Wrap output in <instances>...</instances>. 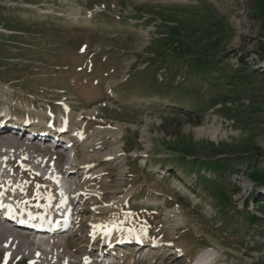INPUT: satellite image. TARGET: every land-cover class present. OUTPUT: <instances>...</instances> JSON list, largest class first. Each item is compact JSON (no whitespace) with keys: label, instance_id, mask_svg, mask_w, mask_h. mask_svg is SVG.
Segmentation results:
<instances>
[{"label":"rangeland","instance_id":"374dc122","mask_svg":"<svg viewBox=\"0 0 264 264\" xmlns=\"http://www.w3.org/2000/svg\"><path fill=\"white\" fill-rule=\"evenodd\" d=\"M263 26L264 0H0V110L11 115L0 132L10 149L0 148L2 192L28 207L61 203L50 181L60 183L59 167L83 161V147L76 140L70 152L52 148L7 129L46 118L73 129L82 119L86 141L123 131L118 158L127 174L117 189L119 168L100 159L89 175L73 176L85 198L73 200L83 213L71 233L82 234L96 214L117 219L123 237H148L116 245L104 264H186L203 255L264 264ZM213 124L218 139L197 134ZM109 142L101 140L102 152ZM172 209L185 220L174 233ZM13 233L32 256L11 259L0 244V264H42L33 237L0 220V235ZM74 239L71 250L79 249ZM73 260L99 264L97 255Z\"/></svg>","mask_w":264,"mask_h":264},{"label":"bare ground","instance_id":"6f19581e","mask_svg":"<svg viewBox=\"0 0 264 264\" xmlns=\"http://www.w3.org/2000/svg\"><path fill=\"white\" fill-rule=\"evenodd\" d=\"M208 1H210L211 3H215L217 0H208ZM17 121L20 122L21 120L18 119ZM81 121L82 119H77L76 123L73 125L70 124V126L73 127V129L71 130L73 131L72 135L74 136V139L77 140V142L80 143V145L83 147V150H84L83 161L76 163L78 159L76 158V160L73 163L69 165L66 164L65 167H59L57 169V173L60 175V177L59 175L57 177L60 178L61 180L60 183H62L61 185L60 183L58 184L57 179L50 181L51 183H53L54 181V184L56 185V189L60 197L62 195L68 196V202L66 204L65 202H62V201L60 203L57 200H51L53 201V206L47 207L45 209V212H46L45 214H50L54 221L55 219H57L56 221L58 222H67L68 226L65 228L64 226L59 225L55 227V230H52L49 233L41 234V236L44 239L39 244H36L33 241L32 247L37 246L36 248L39 251L36 253L37 255L36 256L34 255L33 257H35L34 258L35 261L42 263V264H51L50 260H53L54 262H58L63 257L68 259L67 264H73L76 262V261L74 262L73 260V258L75 259L76 256H84L87 261H90L95 255L98 256L99 264H104V261L106 259H111L114 257V251L112 250L115 248L116 245L128 244V243L133 242L134 239H136L138 243H142L143 239L148 240V237L145 234H139L138 232H130V231L126 232L123 237V234H119L115 230L116 226L120 224V222L117 219L114 220L113 217L112 218L111 217L110 218L109 217L99 218L95 216L96 214H94V216H92L91 218L87 220V224H86L87 230L82 232V234H78V233L76 234L75 232L71 233V229L73 228L71 224H73L74 222L73 217H75L76 214L78 213H83L82 211L83 209L75 210V208L74 209L72 208V205L74 204L73 200L81 198V196L84 195V193H81L77 190H73L71 186V179L73 178V176L79 173H80L79 175H84V174L89 175L91 169L95 167V164H93L94 160H100V159L107 160L119 168V174H118L119 178L117 179V182H116L117 189L120 186H122L123 181L125 180V176L127 174L126 170L122 168L123 161L118 158L120 152L123 150L122 146L119 143V140L123 138V131H119L117 133H111L109 131V133L107 132L103 134L100 138H95V139L93 138L92 141H86L82 137L83 128L80 126ZM22 122L23 124L29 126L32 124L33 121L31 119H27V120H22ZM3 126L7 127L8 125H3ZM20 126H17L16 127L17 129H14V132H10V133L14 134L15 130H25L26 129L25 126H21V127ZM1 131L2 133L6 132V131H3L2 129L0 130V132ZM220 132H221V126H217L216 124H213L209 128L202 127V128L197 129L198 135L202 136L205 134H209L213 139H218V135ZM109 138H110L109 149L106 150L105 152H102L103 147L100 145L101 140L109 139ZM59 147L60 145L59 146L57 145L56 148H59ZM0 148L1 150H4V151L10 150V149H6L1 139H0ZM26 158L29 159V156L26 155ZM64 159L65 157L63 156V160ZM87 178L88 176L86 177V179ZM77 186H78V183L76 184V187ZM116 188H110L112 194H115L117 192V191H114ZM2 190H3V187H0V197H1L0 200H2V203L0 206H3V205L9 206V208H11L13 211L19 210L20 205H24L27 209H29L28 202L24 199V197L22 196L19 197L15 195L13 196V199H12V197L10 196H5L6 194H9V193L4 194ZM83 198H85V196H83ZM36 201L31 202L32 205L30 207H31V210L39 211L41 207L33 206L34 202L36 203ZM45 202H48V201H45V200L41 201V203H45ZM143 203L149 204V205L153 204V202L149 200L148 198L144 199ZM68 206H70L72 210L71 219H67L64 216V211L67 209ZM179 212L180 211L176 209L174 210L172 209L167 212V219H166L167 229L171 233H174L179 227H182L185 223L183 215ZM4 223H6V221ZM70 225L72 226V228H70ZM21 227L22 226H15L13 227V229L15 231L20 230L22 233H24L25 229ZM57 229L58 231H56ZM9 235L10 234L8 235L1 234L0 244L5 245L6 247L5 251L10 256L11 259H13L16 256H20V255H23V256L25 255L27 257L32 256V252H31L32 250L30 247L23 246L19 238L15 236L14 233L11 234L10 236ZM135 235L138 238H135ZM25 236L28 238L29 237L31 238L33 234L31 235L25 234ZM76 236H77V239L76 240L74 239V240L76 243L79 244V249L71 250L70 248H68V243H69L68 241L69 240L72 241L73 238ZM149 244L151 248L154 250H157V248H159V246L156 243L150 242ZM139 245L140 244H137V247ZM67 248L71 250L73 255H69V256L67 255V252H66ZM170 252H171L170 255L175 256V258L177 257V259L181 257L182 251L179 248L172 247ZM119 263L120 262L118 261V259H114L112 263L110 264H119Z\"/></svg>","mask_w":264,"mask_h":264},{"label":"trees","instance_id":"16d2710c","mask_svg":"<svg viewBox=\"0 0 264 264\" xmlns=\"http://www.w3.org/2000/svg\"><path fill=\"white\" fill-rule=\"evenodd\" d=\"M263 29H264V26H263ZM261 49L263 50L262 52V63L264 64V44H262V47H261ZM257 182H259V184L260 183H264V174L261 176V178H260V180L259 181H257Z\"/></svg>","mask_w":264,"mask_h":264}]
</instances>
